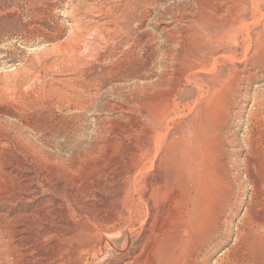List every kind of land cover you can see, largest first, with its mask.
<instances>
[{
  "label": "rangeland",
  "instance_id": "374dc122",
  "mask_svg": "<svg viewBox=\"0 0 264 264\" xmlns=\"http://www.w3.org/2000/svg\"><path fill=\"white\" fill-rule=\"evenodd\" d=\"M0 264H264V0H0Z\"/></svg>",
  "mask_w": 264,
  "mask_h": 264
},
{
  "label": "bare ground",
  "instance_id": "6f19581e",
  "mask_svg": "<svg viewBox=\"0 0 264 264\" xmlns=\"http://www.w3.org/2000/svg\"><path fill=\"white\" fill-rule=\"evenodd\" d=\"M217 15V14H216ZM217 18V17H216Z\"/></svg>",
  "mask_w": 264,
  "mask_h": 264
}]
</instances>
